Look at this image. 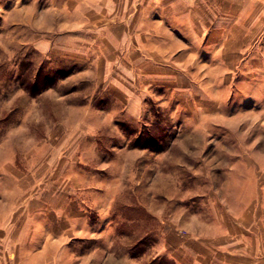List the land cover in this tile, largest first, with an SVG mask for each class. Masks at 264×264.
I'll return each instance as SVG.
<instances>
[{"label": "crops", "instance_id": "1", "mask_svg": "<svg viewBox=\"0 0 264 264\" xmlns=\"http://www.w3.org/2000/svg\"><path fill=\"white\" fill-rule=\"evenodd\" d=\"M0 18L6 36L19 30L21 43L34 44L40 58L71 59L78 44H91L105 87L132 91L138 108L137 90L164 107H192L189 118L201 125L217 124L222 91L229 99L237 92L244 101L264 98V0H0ZM251 119L236 118L245 129L224 136L191 133L197 155L212 151L200 161L216 172L213 187H228V198H204L200 222L165 230L160 252L148 261L137 250L138 212L128 220L136 244L128 243L130 231L119 227L124 212L111 211L108 186L91 174L78 177L74 164L50 177L41 159L34 194L0 189V264H264V110L254 116L259 130ZM225 137L235 140L227 152ZM0 151V179L11 184L21 174L14 175L19 170L7 149ZM48 177L56 183L49 196ZM84 181L90 185L81 190ZM147 213L157 216L155 209Z\"/></svg>", "mask_w": 264, "mask_h": 264}, {"label": "rangeland", "instance_id": "2", "mask_svg": "<svg viewBox=\"0 0 264 264\" xmlns=\"http://www.w3.org/2000/svg\"><path fill=\"white\" fill-rule=\"evenodd\" d=\"M5 29L0 18V150L7 149L13 156L19 170L13 173L21 176L11 184L8 178L0 179L1 190L7 185L13 196L17 187L22 195L34 194L40 185L34 177L41 159L50 177L61 165L74 164L78 177L88 179L91 174L98 186H108L105 194L111 211L118 216L124 212L121 230L130 231L128 220L134 212L140 214L137 250L142 255L145 252L142 263L160 252L165 230L175 232L200 222L196 216L205 208L204 198H228V187L212 186L216 172L203 169L200 158L204 155H197V140L191 139V133L200 129L224 136L244 130L245 123L236 118L245 116L253 118L252 130H259L254 116L264 110L261 95L244 101L241 92L229 99V92L222 91L220 123L201 125L189 118L192 107L185 110L179 103L164 107L154 95L137 90L138 108L133 105L137 99L133 100L132 91L105 87L91 44H78L71 59H44L37 56L34 44L21 43L19 30L8 37ZM155 94L162 99L166 96L163 91ZM210 110L207 106L202 109ZM232 141L223 138L222 149L227 152ZM204 154L212 155V151ZM49 179L48 196L56 184ZM84 183L81 190L90 185ZM154 209L156 218H148V210ZM130 235L126 242L136 244V233L130 231ZM163 261L160 264H166Z\"/></svg>", "mask_w": 264, "mask_h": 264}]
</instances>
